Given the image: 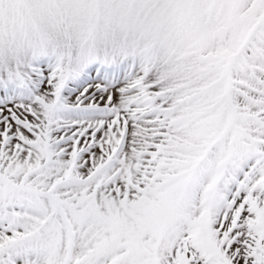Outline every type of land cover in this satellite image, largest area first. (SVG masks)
Instances as JSON below:
<instances>
[{"label":"snow or ice","instance_id":"6c2138e0","mask_svg":"<svg viewBox=\"0 0 264 264\" xmlns=\"http://www.w3.org/2000/svg\"><path fill=\"white\" fill-rule=\"evenodd\" d=\"M0 264H264V0H0Z\"/></svg>","mask_w":264,"mask_h":264}]
</instances>
